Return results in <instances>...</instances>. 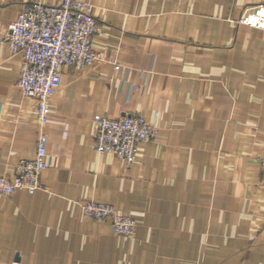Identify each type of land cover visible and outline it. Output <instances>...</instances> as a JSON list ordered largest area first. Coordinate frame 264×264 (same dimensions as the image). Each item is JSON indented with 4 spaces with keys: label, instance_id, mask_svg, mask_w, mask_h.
I'll list each match as a JSON object with an SVG mask.
<instances>
[{
    "label": "crops",
    "instance_id": "crops-1",
    "mask_svg": "<svg viewBox=\"0 0 264 264\" xmlns=\"http://www.w3.org/2000/svg\"><path fill=\"white\" fill-rule=\"evenodd\" d=\"M0 0V174L32 158L36 99L5 36ZM54 2L55 0H41ZM99 59L61 68L33 192L0 194V264H264V29L238 22L264 0H85ZM116 66V67H115ZM156 125L127 164L93 145L94 114ZM131 216L130 235L82 211Z\"/></svg>",
    "mask_w": 264,
    "mask_h": 264
},
{
    "label": "built area",
    "instance_id": "built-area-1",
    "mask_svg": "<svg viewBox=\"0 0 264 264\" xmlns=\"http://www.w3.org/2000/svg\"><path fill=\"white\" fill-rule=\"evenodd\" d=\"M238 22L264 29V5L246 12ZM99 32L92 5L85 0H30L21 5L5 40L11 51L22 56L17 85L23 95L36 99L38 134L34 156L19 158L12 176L0 174V194L17 188L33 192L40 187L39 173L48 164L43 126L48 121L50 98L60 85L61 68L86 67L98 60L92 38ZM92 122L95 149L113 153L127 164L135 161L139 144L157 132L156 125L132 111L117 118L94 114ZM260 164L264 174V156ZM82 211L94 220L109 219L115 234L130 235L134 230L135 220L118 213L111 204L88 201Z\"/></svg>",
    "mask_w": 264,
    "mask_h": 264
}]
</instances>
